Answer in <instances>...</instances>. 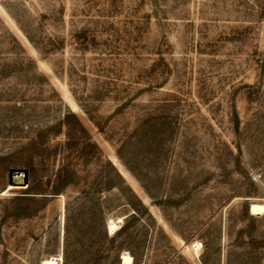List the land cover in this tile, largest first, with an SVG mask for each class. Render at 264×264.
Listing matches in <instances>:
<instances>
[{
  "label": "rangeland",
  "instance_id": "374dc122",
  "mask_svg": "<svg viewBox=\"0 0 264 264\" xmlns=\"http://www.w3.org/2000/svg\"><path fill=\"white\" fill-rule=\"evenodd\" d=\"M252 203L264 0H0V264H264Z\"/></svg>",
  "mask_w": 264,
  "mask_h": 264
},
{
  "label": "bare ground",
  "instance_id": "6f19581e",
  "mask_svg": "<svg viewBox=\"0 0 264 264\" xmlns=\"http://www.w3.org/2000/svg\"><path fill=\"white\" fill-rule=\"evenodd\" d=\"M12 186H9V188ZM14 187H24V186H14ZM264 211V204L262 203H252L251 204V212L252 213H262ZM119 218V217H118ZM114 219V218H113ZM119 221L122 220V218L118 219ZM117 227V222L114 220H110L109 222V229L110 231H114ZM60 257H48L44 258L42 260V264H58V259ZM61 259V258H60ZM133 263V257L129 253H124L122 255V264H132Z\"/></svg>",
  "mask_w": 264,
  "mask_h": 264
},
{
  "label": "water",
  "instance_id": "95a60500",
  "mask_svg": "<svg viewBox=\"0 0 264 264\" xmlns=\"http://www.w3.org/2000/svg\"><path fill=\"white\" fill-rule=\"evenodd\" d=\"M29 182L27 169H13L10 173V183L14 186H27Z\"/></svg>",
  "mask_w": 264,
  "mask_h": 264
}]
</instances>
